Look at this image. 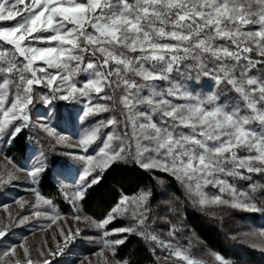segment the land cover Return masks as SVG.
I'll return each instance as SVG.
<instances>
[{
    "label": "snow or ice",
    "instance_id": "6c2138e0",
    "mask_svg": "<svg viewBox=\"0 0 264 264\" xmlns=\"http://www.w3.org/2000/svg\"><path fill=\"white\" fill-rule=\"evenodd\" d=\"M11 21L15 23H5ZM0 45L6 46L0 47L4 143L30 126L37 88L48 89L50 95L42 96L47 104L84 98L81 123L100 113H115L120 106L119 116L99 120L76 137L84 154L75 158L82 166L73 190L63 193L74 213L81 212L89 198L103 205L108 185L131 187L143 179L142 172L158 183L164 181L156 173L173 178L201 208L264 213V206H257V197L264 199V0H0ZM191 70L211 77L210 86L207 81L201 85L208 86V92L186 83ZM80 74L87 78L78 81ZM40 127L57 143L70 139L46 123ZM42 156L34 157L30 168L5 159L38 184L47 170ZM130 163L134 167L126 166ZM229 178L244 183L238 186ZM14 179L11 171L6 177L0 173V185ZM209 185L217 192H206ZM31 191L35 203L13 201L21 213L26 205L31 208L28 215L14 218L8 205H0L7 214V222L0 220V247L7 244L13 226L44 217L51 224L42 230L65 221V227H57L66 248L81 230L67 226V218L50 200L35 188ZM151 196V190L121 194L100 220L78 214L70 219L91 221L98 230L103 247L94 254L103 264H109L105 252L115 258L133 235L152 243L154 252L167 250L177 264H206L149 231ZM43 206L52 213L40 211ZM118 219L129 223L110 229ZM176 231L168 235L175 238ZM245 235L258 237L251 247L264 252V228ZM52 238L56 241L55 235ZM17 248L23 250L22 259ZM62 252L57 241L56 251L48 255ZM0 264L35 262L25 241L4 247ZM113 264L128 262L116 259ZM211 264L229 262L212 253Z\"/></svg>",
    "mask_w": 264,
    "mask_h": 264
},
{
    "label": "trees",
    "instance_id": "16d2710c",
    "mask_svg": "<svg viewBox=\"0 0 264 264\" xmlns=\"http://www.w3.org/2000/svg\"><path fill=\"white\" fill-rule=\"evenodd\" d=\"M0 47L6 46L0 45ZM185 63H191V61ZM198 71L191 70L189 75L192 79H188L186 83L190 87L195 84V91L206 93L209 91L208 86L212 84V79L205 76L202 71H199V79H195ZM85 78L84 74L77 76L78 81H83ZM205 81L208 82V86L201 87ZM212 90L216 89L212 88ZM47 95H50L48 89L37 88L34 102L30 106V126L25 128L11 143H4L0 139V153L11 158L15 165L24 168L34 164V157H40L42 153L41 158L47 170L42 174L39 183H24L20 186L37 189L45 199L52 202L59 214L73 215L72 205L65 199L63 193L71 192L75 181L62 178L61 173L67 168L81 166V162L75 157L84 153L64 142L57 143L41 129L40 125L46 123L63 135L76 138L82 134L83 128L93 126L97 121L106 119L113 114L119 116L120 106H117L118 110L115 113H100L81 123L78 117L82 115L84 108L82 103H86L85 99L80 98L77 101L53 100L51 104H47L42 98ZM118 95L119 92H117ZM104 131H108V129H104ZM95 147L96 145H93L89 150L93 152ZM92 152L89 151V153ZM126 166L134 167L131 163ZM137 172H141V170L137 168ZM141 174L143 179L131 187L125 185L121 188L118 185H108L103 205L89 198L83 202L82 211L79 213L100 220L115 206L121 194L132 196L141 190H151L152 196L149 200L150 211L148 213L149 231L156 234L161 240L171 241L174 246L187 249L192 256L205 261L206 264H211L212 253L222 255L229 264H264V252L251 247L253 243L258 242V237L253 238L245 235L246 233L258 234L264 228V213H250L229 207L201 208L193 204L192 199L189 198L179 182L166 174H155L163 179V183H158L146 172ZM229 180L238 186L244 183L231 178ZM21 192L6 188L3 194H9L12 199V197L19 196ZM1 199L3 197L0 196V201ZM257 206H264V199L257 197ZM127 223H129L128 220L118 219L109 225V228L120 227ZM173 228L178 230L175 238L168 235ZM96 237L101 238L98 231ZM76 241L75 239L66 248H63V252L59 256L53 257L49 264H72L74 261H71L68 256L72 250L84 255H91L100 246L96 242ZM153 247L152 243L145 242L138 236H129L127 242L119 247L114 259L125 260L128 264H177L175 259L169 256L167 250L156 248L154 252Z\"/></svg>",
    "mask_w": 264,
    "mask_h": 264
},
{
    "label": "rangeland",
    "instance_id": "374dc122",
    "mask_svg": "<svg viewBox=\"0 0 264 264\" xmlns=\"http://www.w3.org/2000/svg\"><path fill=\"white\" fill-rule=\"evenodd\" d=\"M5 23H15V21L5 22ZM82 105L85 106V103H82ZM65 136L70 138L64 141L65 144L69 145L72 148L80 149L76 143V138H73L69 135H65ZM89 151L92 152V150H89ZM5 157L6 156L0 153V173H3L6 177L7 173L11 171L16 177V179H14L11 183H5L3 185H0V193H1L0 196L3 197V199H1L0 201V205H4V204L8 205L7 211L11 213L14 218L18 217V215H28L32 211L31 208H29L26 205L24 212L21 213V209L19 205L15 204L13 201L17 198H22L24 201H27L29 204H33L36 202L35 195L31 191V189L33 188H25L24 186H23L24 188H22L20 186L24 183L25 184L31 183V180L30 178L27 177L25 172L16 171L13 168V164H9L8 161L5 159ZM32 165L33 164H30L28 168L32 167ZM81 166L70 167V168L63 170L61 173L62 178L71 179L72 181H76L78 173L81 169ZM6 188H10V189H14L15 191H22V192L19 196H16L15 198L12 197L11 199V196L9 194H8L9 196L6 194H3ZM205 191L208 192L209 194H214L217 192V189L209 185L205 189ZM39 210L42 212H47L49 214L52 213V208L48 206H43ZM77 214L85 216L81 213H74L73 215H77ZM73 215H62V216L67 218V226H70L72 228L78 227L81 230V235L77 237L76 240L79 242L80 241L81 242L82 241L96 242L97 245L98 246L100 245V246H99V249L95 253L99 252L100 249L103 247V242L100 237H96L98 230L95 227L90 226L91 221H82V222L73 221L72 219H70V217ZM89 217H92L95 220H99L93 216H89ZM0 220H5V222H7V214L4 208L2 207H0ZM49 224H51V221L44 217H41L40 219L31 217L28 221H26L24 224L20 225L19 227L13 226L10 229V234L7 238V244H5L3 247H0V251H3L4 247L15 246L21 242L26 241V246L29 247L30 249V258L35 262V264H44L45 259H47L50 263L53 257H57L60 254V253H57L55 256L48 255L49 250L53 252L56 251V242L57 241L60 242L61 247L64 248L63 239L61 238L59 234L57 225H59L60 227H65V221L59 220L57 221L56 224H52L50 228H47V230H42L45 226ZM53 235L56 236V241H53V238H52ZM45 242H47L46 245H45ZM40 252H44L45 255L41 256ZM17 255L22 259L23 250L20 248H17ZM68 256L70 257L69 259L71 261H74L72 264H103V258L95 255L94 253L91 255H84L82 253H79L78 251L72 250L71 252H69ZM104 256L108 258L109 264H113V261L115 259L111 256L110 253L105 252ZM6 259H11V257H8Z\"/></svg>",
    "mask_w": 264,
    "mask_h": 264
}]
</instances>
